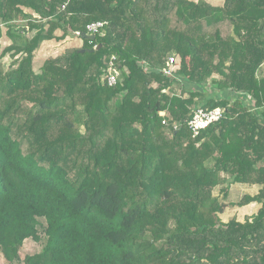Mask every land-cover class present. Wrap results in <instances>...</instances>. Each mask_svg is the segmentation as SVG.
Instances as JSON below:
<instances>
[{
    "label": "trees",
    "instance_id": "1",
    "mask_svg": "<svg viewBox=\"0 0 264 264\" xmlns=\"http://www.w3.org/2000/svg\"><path fill=\"white\" fill-rule=\"evenodd\" d=\"M93 22L105 23L94 41L76 35L80 48L35 72L41 43ZM3 35L0 254L9 264L25 240L39 242V219L45 245L21 264H264V0H0ZM168 58L171 76L161 71ZM198 108L224 113L193 137ZM234 184L258 188L237 206H259L222 222L226 204L213 192L222 186L226 199Z\"/></svg>",
    "mask_w": 264,
    "mask_h": 264
},
{
    "label": "rangeland",
    "instance_id": "2",
    "mask_svg": "<svg viewBox=\"0 0 264 264\" xmlns=\"http://www.w3.org/2000/svg\"><path fill=\"white\" fill-rule=\"evenodd\" d=\"M195 1V0H192ZM199 1H205V0H199ZM207 1V0H206ZM198 2V1H197ZM19 24V23H18ZM17 25V24H16ZM3 32L5 33V28H2ZM25 32L23 36L25 38H31L34 35V31L30 32L25 28ZM57 35L61 34V31L56 32ZM10 44V40L7 36L3 35L0 39V45L1 48H4ZM82 46V41L77 38L76 34H70L68 35L64 40L56 41H44L41 43L39 48L34 53V60H33V68L35 72H38L39 68L41 67L42 63L50 58L58 56L59 54L63 53V51L67 48L74 47V48H80ZM12 59L9 57V55H6L1 59V63L4 70H7L9 68V65L11 63ZM264 75V64L259 68L257 72V76L261 77ZM174 89L176 90V93H179V87L174 86ZM197 102L200 103V101L197 100ZM222 186L217 187L213 195L217 197L222 203L226 204V208L222 214H219L218 217L222 222H227L230 219H236L237 221L243 222L245 219L250 218L252 215H254L258 209V204L251 203L249 205L245 206H237L240 202V199L243 195H255L258 192V188L256 186L254 187H248L241 184H234L229 187V194L226 199L222 197ZM41 226L38 227V232L40 235L39 242H34L31 239H27L24 241L21 250L19 251V262H16L15 264H21L24 257L29 255L38 254L42 251L44 245H45V236L43 234V228L45 226V222L43 219H39ZM0 264H9L3 256L0 254Z\"/></svg>",
    "mask_w": 264,
    "mask_h": 264
},
{
    "label": "built area",
    "instance_id": "3",
    "mask_svg": "<svg viewBox=\"0 0 264 264\" xmlns=\"http://www.w3.org/2000/svg\"><path fill=\"white\" fill-rule=\"evenodd\" d=\"M103 22H93L86 26V34L93 36L95 33L104 26ZM78 36V32H75ZM114 59V58H112ZM174 58H168L165 67L162 68V73L166 76H171L173 73ZM119 72L114 68L113 62L109 63V71L106 74V83L109 87H112L116 84L118 79ZM223 109L214 108L212 110H205L198 108L193 112L191 119L188 121L187 126L191 131L193 137H197L199 133L206 129L213 123L218 122L223 116ZM163 115V114H162ZM176 129V126H174Z\"/></svg>",
    "mask_w": 264,
    "mask_h": 264
},
{
    "label": "water",
    "instance_id": "4",
    "mask_svg": "<svg viewBox=\"0 0 264 264\" xmlns=\"http://www.w3.org/2000/svg\"><path fill=\"white\" fill-rule=\"evenodd\" d=\"M78 36H80V37H82V38H84V39L90 40V41H94V39H95L94 36L86 35V34H84V33H79V32H78ZM98 48H99V46H98L97 48L91 50V52H94V51L97 50ZM81 52L83 53L84 50H81Z\"/></svg>",
    "mask_w": 264,
    "mask_h": 264
},
{
    "label": "crops",
    "instance_id": "5",
    "mask_svg": "<svg viewBox=\"0 0 264 264\" xmlns=\"http://www.w3.org/2000/svg\"><path fill=\"white\" fill-rule=\"evenodd\" d=\"M197 1H199V0H195L194 2H197ZM205 2L210 3V4L214 5V6L223 5V0H207V1L205 0Z\"/></svg>",
    "mask_w": 264,
    "mask_h": 264
}]
</instances>
